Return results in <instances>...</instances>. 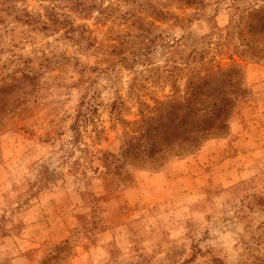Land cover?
<instances>
[{
    "label": "rangeland",
    "instance_id": "1",
    "mask_svg": "<svg viewBox=\"0 0 264 264\" xmlns=\"http://www.w3.org/2000/svg\"><path fill=\"white\" fill-rule=\"evenodd\" d=\"M217 91L196 150L121 157ZM0 264H264V0L0 6Z\"/></svg>",
    "mask_w": 264,
    "mask_h": 264
},
{
    "label": "trees",
    "instance_id": "2",
    "mask_svg": "<svg viewBox=\"0 0 264 264\" xmlns=\"http://www.w3.org/2000/svg\"><path fill=\"white\" fill-rule=\"evenodd\" d=\"M11 1L0 0V6L5 7ZM26 22L30 21L26 20ZM197 88L198 86L194 84L190 91H195ZM201 89L204 90L206 87L201 86ZM216 95L215 101L212 100L211 109L203 111L201 115H198L188 104H171L170 110L147 119L141 125L142 130L137 136L129 137L124 143L121 157L134 163L138 160L142 161V156L149 160L161 158L155 161L157 164L168 156L176 157L196 150L201 143L197 140L198 136H202L204 141L227 126L224 115L225 105L230 101L228 93L217 91ZM193 97L197 98L195 95Z\"/></svg>",
    "mask_w": 264,
    "mask_h": 264
},
{
    "label": "crops",
    "instance_id": "3",
    "mask_svg": "<svg viewBox=\"0 0 264 264\" xmlns=\"http://www.w3.org/2000/svg\"><path fill=\"white\" fill-rule=\"evenodd\" d=\"M203 153H204V151H203ZM203 153H202V154H203ZM201 156H203V155H201Z\"/></svg>",
    "mask_w": 264,
    "mask_h": 264
}]
</instances>
